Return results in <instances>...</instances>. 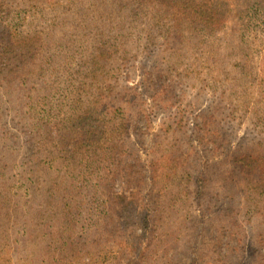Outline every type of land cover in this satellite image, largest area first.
Returning a JSON list of instances; mask_svg holds the SVG:
<instances>
[{
  "label": "trees",
  "instance_id": "obj_1",
  "mask_svg": "<svg viewBox=\"0 0 264 264\" xmlns=\"http://www.w3.org/2000/svg\"><path fill=\"white\" fill-rule=\"evenodd\" d=\"M20 1L13 5L16 0H0V99L4 89L16 90V100L23 102L18 104L19 110L32 112L29 118L36 122V130L34 126L33 129L39 141L33 154L24 158L18 168L12 163L11 149H0V226L4 224V215H11L2 214L8 210L3 205L25 200L28 205L24 210L29 211L25 224L44 229L50 228L54 221L58 224L55 233L60 253L53 264H73L95 255L86 246L85 237L76 234L74 220L84 210L83 213L94 218L91 225L102 227L109 237L116 238L114 241L119 239L116 242L132 249L131 244L134 246L138 240L135 219L144 217L137 209L141 199L146 200L147 185L166 186V196L159 195L156 208L163 211L150 223L152 227L163 226L176 217L178 202L199 193L192 191V186L204 188L203 184L207 186L213 174L194 175L192 159L186 154L189 151L179 147L145 163L129 150L126 140L131 136V111L125 94L108 84L109 64L119 51H110L114 45H109L111 39L104 33L116 29L115 19L98 23L92 9L98 6L110 11L111 18L114 15L125 20L137 19L140 9L151 8L152 21L161 25L166 21L172 24V29L176 28L168 33L170 36L185 38L190 34L203 38L215 37L228 28L231 19L240 20L250 10L261 13L264 22V0ZM13 16L19 22L11 20ZM27 22L30 27L23 32ZM92 29L99 34L89 43L86 38ZM76 35V43L81 45L73 49ZM85 53L89 54L77 57ZM128 55V51L120 55L121 64L129 61ZM46 77L51 83L45 82L44 90L34 95L33 79ZM166 84V79L159 75L157 87L161 92L166 90ZM216 112L208 111L194 119L198 141L212 146L213 152L219 150L212 128L218 120ZM138 117L144 121L145 115L138 113ZM141 129L139 124L134 125V134L138 136ZM12 146L13 142V149ZM194 153L197 154L196 150ZM227 157L220 164L227 166L222 170L223 182L247 181L252 207L256 214L260 211L264 214V199L257 200L264 197V154L250 149L238 150ZM56 166L58 170L52 174L50 171ZM194 172L198 173V169ZM117 179L131 188L128 196L115 190ZM132 186L136 189L132 190ZM154 233L151 230L149 236ZM92 243L93 246L99 241ZM137 251L138 248L131 252L133 260L128 264H142L146 252ZM222 251L220 247L217 255L221 263L225 257ZM259 257L256 264H264V254Z\"/></svg>",
  "mask_w": 264,
  "mask_h": 264
},
{
  "label": "rangeland",
  "instance_id": "obj_2",
  "mask_svg": "<svg viewBox=\"0 0 264 264\" xmlns=\"http://www.w3.org/2000/svg\"><path fill=\"white\" fill-rule=\"evenodd\" d=\"M20 3L16 0L13 5ZM150 9H140L139 18L125 20L113 14L111 18L110 11L98 6L92 9L98 23L115 19L116 29L104 33L111 39L109 45H114L109 50L119 51L109 64L108 84L117 86L121 95L125 94L131 111V136L126 145L143 163L177 147L188 150L192 173L213 174V179L207 186L204 183V188L193 185L192 191L199 193L176 204V217L172 221L153 227L150 223L163 211L158 212L156 208L159 195L166 196V186L147 185L146 200L141 199L137 209L144 217H139L140 221L135 219L138 240L134 246L131 244L132 249L116 242L119 239L114 241L116 238L109 237L102 227L91 225L94 218L81 210L82 215L74 220L76 234L85 237L86 246L95 255L73 264H128L133 260L131 252L137 248L136 253L146 252L142 264H256L260 254H264V214L261 211L256 214L252 207L247 181L245 184L223 182L222 170L227 166L220 164L238 150L254 149L264 154L262 14L250 10L240 20L231 19L228 28L215 37L186 34L185 38H176L168 34L176 28L172 29V24L166 21L163 25L152 21L154 11ZM12 19L18 21L14 16ZM29 27L27 22L22 31ZM98 34L97 29H92L86 39L92 43ZM73 41V49L81 45L76 43L77 35ZM125 51L129 52V61L121 64L120 55L124 56ZM159 75L167 83L162 92L157 87ZM45 82L50 84L51 79H33L34 95L44 90ZM15 91H2L0 149H11L12 163L18 168L24 158L33 154L39 136L33 129L36 122L29 118L32 112L19 110L18 104L23 102L16 100ZM208 111H217L218 120L212 126L217 135V152H213L212 146L200 143L194 131V119ZM138 113L145 115L144 121L139 120ZM138 124L142 129L137 136L133 128ZM197 169L198 173L194 172ZM56 170L58 166L50 172L53 174ZM114 185L118 193L129 195L131 188L125 182L117 179ZM263 199L257 197L258 202ZM27 205L25 200L3 205L8 210L2 214L11 215H4V224L0 226V264H53L60 253L55 233L58 224L54 221L46 229L25 224L29 215L24 210ZM261 208L259 204L258 209ZM151 230L155 231L154 236H149ZM93 240L99 241L94 247ZM220 247L225 256L223 263L217 256Z\"/></svg>",
  "mask_w": 264,
  "mask_h": 264
}]
</instances>
